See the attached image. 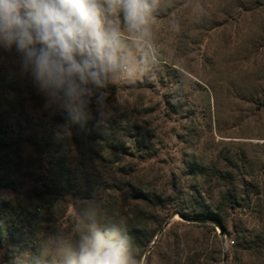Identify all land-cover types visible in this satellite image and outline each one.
Wrapping results in <instances>:
<instances>
[{
  "label": "rangeland",
  "instance_id": "obj_1",
  "mask_svg": "<svg viewBox=\"0 0 264 264\" xmlns=\"http://www.w3.org/2000/svg\"><path fill=\"white\" fill-rule=\"evenodd\" d=\"M153 33L159 64L135 86L117 83L107 90L113 115L106 126L127 130L120 136L126 155L107 158L118 171L162 193H170L172 180L191 191L188 168L195 163L208 204H218L227 189L223 178H229L238 195L253 198L251 207L227 212L231 225L264 227V0H173L155 14ZM45 103L21 70L15 48L0 46V123L16 173L0 193L12 194L19 210L33 211L31 194L40 182L79 159L75 133L70 145L54 135L64 113ZM116 198L114 216L141 220L157 231L154 254L141 264H167L173 243L189 232L187 222L169 204L151 210L122 192ZM78 199L92 198L73 191L48 215L59 230H70L74 209L68 203ZM212 227L217 234L210 228L201 235L217 259L208 263L230 264L233 237L227 228L221 234Z\"/></svg>",
  "mask_w": 264,
  "mask_h": 264
},
{
  "label": "clouds",
  "instance_id": "obj_2",
  "mask_svg": "<svg viewBox=\"0 0 264 264\" xmlns=\"http://www.w3.org/2000/svg\"><path fill=\"white\" fill-rule=\"evenodd\" d=\"M173 0H0V46L15 48L45 107L65 113L55 137L72 142L75 126L113 115L111 86H135L159 64L154 16ZM95 113V115H94ZM0 199L12 200L10 193ZM69 231L37 234L36 250L14 248L12 264H141V251L104 202L68 203Z\"/></svg>",
  "mask_w": 264,
  "mask_h": 264
},
{
  "label": "trees",
  "instance_id": "obj_3",
  "mask_svg": "<svg viewBox=\"0 0 264 264\" xmlns=\"http://www.w3.org/2000/svg\"><path fill=\"white\" fill-rule=\"evenodd\" d=\"M65 113L60 117L64 123ZM77 152L79 159L71 165L60 167L54 174L40 182L31 194L34 210L18 209L13 200L0 199V264H12V250L14 248L36 250L37 234L43 235L52 229H58L55 218L48 215L53 213L55 204L65 195L75 191L86 194V198L100 199L104 202L107 218L120 220L114 216L118 200L116 195L122 192L127 200H136L146 205L148 209L156 210L167 204L185 219L211 217L221 222L233 237L229 248L230 264H264V227L260 225L250 227L239 221L231 225L227 212L235 206H252L250 194L240 196L234 190L229 178H223L227 189L222 191L218 204L213 207L208 204L206 192L199 186V166L189 164L191 174L190 190L185 191L180 183L170 182V193H162L148 189L132 175L118 171L108 156H125L124 145L120 136L126 135V127L110 123L104 127H97L88 120L75 126ZM7 132L0 123V188H7L15 171L10 161L7 148ZM139 136V135H138ZM201 170V169H200ZM118 192V193H117ZM260 194V193H259ZM50 205V207H49ZM56 210V208H55ZM122 222V221H121ZM129 235L138 245L141 256L151 248L157 231L141 220L122 222ZM189 232L173 243L167 254V264H209L217 259L209 256V251L202 242L201 235L208 229L216 231L211 223H186ZM191 240L189 241L188 237ZM157 244L150 250L146 259L149 262Z\"/></svg>",
  "mask_w": 264,
  "mask_h": 264
},
{
  "label": "water",
  "instance_id": "obj_4",
  "mask_svg": "<svg viewBox=\"0 0 264 264\" xmlns=\"http://www.w3.org/2000/svg\"><path fill=\"white\" fill-rule=\"evenodd\" d=\"M181 219L184 220V221H186L187 223H198V224H208V223H211V224H213V225L219 227V229H220V233H221V234H222V232L225 231V229H224V227L222 226L221 222L218 221V220H216V219H214V218H211V217L198 218V219H185V218H183V217L181 216ZM167 225H168V223H166L165 226H167ZM162 231H163V229L160 230V232L158 233V235H161ZM155 244H156V241H154V242L152 243V246H151V248L148 250L147 254L145 255V258H146V256L149 254L150 250L155 246ZM226 261H227V260H226V257H224L223 262L226 263Z\"/></svg>",
  "mask_w": 264,
  "mask_h": 264
}]
</instances>
